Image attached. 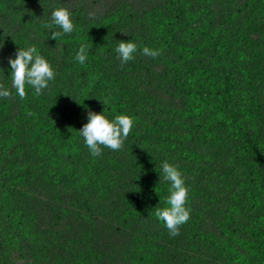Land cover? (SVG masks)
Wrapping results in <instances>:
<instances>
[{
  "label": "trees",
  "instance_id": "1",
  "mask_svg": "<svg viewBox=\"0 0 264 264\" xmlns=\"http://www.w3.org/2000/svg\"><path fill=\"white\" fill-rule=\"evenodd\" d=\"M255 1L262 4L257 12L224 10L218 0H0V42L35 46L47 60H60L49 88L69 99L46 119L31 105L36 94L29 86L24 100L0 98V264H52L51 252L66 244L60 226L45 262V251L33 254L21 240L50 239L54 207L77 217L90 202L97 213L118 217L110 229L114 237L84 218L65 228L71 232L67 245L107 236V245L116 243L111 253L90 247L73 254L66 246L53 264H124L129 255L139 264H264V0ZM53 5L67 7L75 26L56 41L50 32L59 29L45 27ZM120 40L138 46L125 64L115 52ZM81 43L89 46L84 64L74 59ZM144 46L161 54L146 57ZM120 95L131 102L123 112L153 122L159 177L155 194L147 196L155 199V209L166 206L165 160L187 175L191 192L202 193L221 173L244 192L242 200L220 184L203 209L197 240L171 241L156 225L155 236H143L145 213L131 206L125 177L109 174L95 188L87 183L78 111ZM51 103H44L49 110ZM224 155L239 163L226 169L229 163L219 161Z\"/></svg>",
  "mask_w": 264,
  "mask_h": 264
},
{
  "label": "clouds",
  "instance_id": "2",
  "mask_svg": "<svg viewBox=\"0 0 264 264\" xmlns=\"http://www.w3.org/2000/svg\"><path fill=\"white\" fill-rule=\"evenodd\" d=\"M52 8L50 22L46 23L45 27L59 29L50 32V38L56 41L65 34H71L75 26L71 18V12L67 7L53 5ZM230 13L234 14V12ZM2 45L3 47L0 46L2 47L0 56V98L24 100L27 98L26 86H29L33 90V93L36 94L31 101V105L34 104L41 108L44 114L43 116L46 119H50L52 117L51 113L55 111L60 113V109L65 107L69 99L67 100L61 95L59 97L56 96L58 92L57 87L53 86L52 89L49 88L50 82L54 80L56 75L49 61L38 52L35 46L18 48ZM13 49V54H15L14 58L11 56L8 57L7 65L5 61L2 62V58L5 54L9 56V52ZM137 49L138 46L136 43L129 40H120L115 47V52L121 64H125L134 59V54L137 53ZM88 51V44L81 43L74 59L78 63L84 64L88 58ZM67 52L69 51H66L62 55L64 56ZM142 52L144 56L153 59L161 54L160 49H151L147 46L143 47ZM70 53L72 54V52ZM111 70V64L109 62L105 74L106 77H109ZM9 73L11 77L7 80L9 81L11 79V87L6 88V76ZM120 96L122 97L117 99L111 98L104 105L94 101L92 103L93 105H86L84 109L78 111L83 121L78 133L86 145V148L81 147L82 151L79 153L81 154L80 157L87 161V183L91 188H95L99 184H102L109 174L117 179L125 177L126 183L123 182L126 184V194L131 206L139 207L145 213L142 223L143 236L147 234L148 239L153 235L155 236L156 225L161 237L167 235L171 241L178 239L197 240L200 236L195 231L203 230L201 223L203 209L207 204L211 203L220 184L227 183L231 190L240 196L242 200L244 198V192L231 178L222 175L223 173L216 176L215 180L217 181L206 185L202 193L199 191L191 192L186 184L188 182L187 175L184 176L177 165L165 160L161 163L160 167L162 170V180L169 184L168 194L165 198L166 206L156 207L155 209V199L152 197L148 198L147 196L148 193L151 194L155 190V183L156 181L158 182L159 177L155 173V138L152 134L153 122L146 123L141 118L136 119L129 115L127 110L131 102L123 97V95ZM45 102H52V108L49 107L51 110L47 109L44 104ZM124 109H127L126 113L122 111ZM143 147H150L151 150L147 151ZM140 150H144V154L138 156ZM159 152L163 154L166 152V149ZM237 156L242 155L238 152ZM223 160L229 163L226 169H232L239 163V161L230 163L226 155L219 161ZM99 194L102 195V193ZM153 194H155V191ZM65 197L66 195H64L62 203L65 202ZM88 202L90 201H85V203ZM90 203L85 205V208H82V212L77 217L73 212H67V209L54 207L56 216L51 221H48V229L52 234L51 238L48 239L45 237L42 239L39 235L33 236L32 239L26 238V240H21V243L24 246L26 244L31 252L32 250L45 251L41 254L43 257L42 262H45V257L48 254V246H51V239L54 236L53 233L55 235L61 234L58 230L60 226L63 233L62 240H65L66 244H63L57 250L55 249L53 251L54 254L51 252L52 264L56 251L64 252L67 249L66 246L73 251V254L79 252L81 249H88L90 247H92L91 251L107 253L108 250L111 253L112 246L116 243L110 246L107 245L109 242L105 240L107 236L99 238V240L89 238V243L82 244L83 246L81 242L80 244L75 242L73 245H67V240L70 241L69 236L71 232L66 233L64 231L65 228L75 221L84 223V218H89L93 225L100 226L102 230L108 233L111 239L114 237L110 229L113 228L111 225L117 222L118 217L111 212L97 213L96 206L92 202ZM88 205L94 206L88 207ZM117 206L123 210L119 204ZM125 230L129 234L131 233L130 229ZM42 246L45 247V250H41ZM134 258L135 255H129L124 264H139Z\"/></svg>",
  "mask_w": 264,
  "mask_h": 264
},
{
  "label": "rangeland",
  "instance_id": "3",
  "mask_svg": "<svg viewBox=\"0 0 264 264\" xmlns=\"http://www.w3.org/2000/svg\"><path fill=\"white\" fill-rule=\"evenodd\" d=\"M157 1H162V0H157ZM218 1L220 2V6L223 7L224 10H225V6H226V8H228L229 10H236L237 12H257V9L262 5V4L258 5L259 3L258 4H255V2H256L255 0H218ZM246 9H247V11H245ZM0 46L3 47V45H2L1 42H0ZM2 47H0V56H1ZM17 47L18 48H23V44L22 45L20 44ZM3 51H4V48H3ZM13 53H14V49L9 52V54H10L9 56L7 54H5L4 57L2 58V62L5 61V63L8 65L7 58L10 57V56L14 58V55L15 54H13ZM262 57L264 58V54H263ZM260 58L261 57L258 58L256 56L255 60L258 62V59H260ZM101 60L98 61L99 64L102 63ZM49 63L52 64V67H53V69L55 71L59 67V65H60V60H58V59L51 60V61H49Z\"/></svg>",
  "mask_w": 264,
  "mask_h": 264
}]
</instances>
